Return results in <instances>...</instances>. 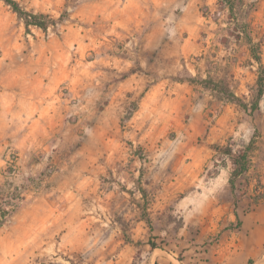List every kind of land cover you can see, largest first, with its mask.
<instances>
[{"label":"rangeland","instance_id":"rangeland-1","mask_svg":"<svg viewBox=\"0 0 264 264\" xmlns=\"http://www.w3.org/2000/svg\"><path fill=\"white\" fill-rule=\"evenodd\" d=\"M16 1L66 17L26 31L0 1V196L22 190L0 264H187L220 234L185 240L199 229L184 227V200L250 142L237 196L264 201V93L251 114L186 81L252 102L244 30L264 69V0H244L238 29L216 0ZM44 98L40 122L11 121Z\"/></svg>","mask_w":264,"mask_h":264},{"label":"crops","instance_id":"crops-1","mask_svg":"<svg viewBox=\"0 0 264 264\" xmlns=\"http://www.w3.org/2000/svg\"><path fill=\"white\" fill-rule=\"evenodd\" d=\"M41 101V108L38 103L28 108L27 113L16 111L10 116L11 121L23 125L28 118V127L40 122L42 111L50 103L45 98ZM53 116L54 113L48 114V117ZM230 168L231 165L226 164L208 178L206 172L201 173L203 186L182 204L184 227L199 229V233L186 232L185 240L200 243L208 236L220 234L217 243L210 247H191L187 264H249L250 259H264V201L256 203L252 209L254 205L247 196H237V189L233 192L229 185Z\"/></svg>","mask_w":264,"mask_h":264},{"label":"trees","instance_id":"trees-1","mask_svg":"<svg viewBox=\"0 0 264 264\" xmlns=\"http://www.w3.org/2000/svg\"><path fill=\"white\" fill-rule=\"evenodd\" d=\"M0 1L9 6L11 11L16 14L17 18L23 23L26 31H29L30 28H35L41 30L43 33H46L49 28L54 29L57 24L61 23L66 17V14H63L55 20L47 14L26 10L16 0ZM216 6L221 10L227 11L229 18L234 21L232 25H234L236 29H238L239 26L245 23V16L247 15L248 11L244 8V0H216ZM244 35L246 39L245 41L250 47L251 57L259 67V72L255 83L256 95L251 103H246L244 100L236 96L222 82L215 85L214 80L210 76H207L205 79L199 78L198 80H196L195 78H190L186 81L191 84L197 83L201 85L202 88L211 90L214 94L220 97V101H222L223 104H235L241 107L244 111H249L252 114L258 110L259 102L263 97L264 69L262 60L258 54V44H254L252 42L251 36L248 35L245 30ZM175 81L182 83L185 80H182L181 78H175ZM250 143L245 150H239L235 154H232L231 150H226V153L232 158V170L230 172L229 185L233 192L236 189V180L239 177L245 175L247 172V154ZM21 193L22 190H20L19 187H16L8 194V196H0V229L20 209L22 201ZM256 202L257 201L252 200V203ZM236 203L237 202L235 201V206ZM151 247L154 248L153 244H151Z\"/></svg>","mask_w":264,"mask_h":264}]
</instances>
